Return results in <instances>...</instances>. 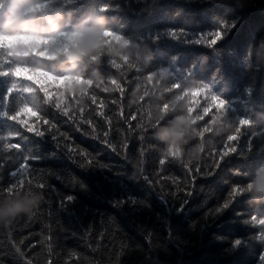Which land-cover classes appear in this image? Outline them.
<instances>
[{
    "label": "trees",
    "instance_id": "obj_1",
    "mask_svg": "<svg viewBox=\"0 0 264 264\" xmlns=\"http://www.w3.org/2000/svg\"><path fill=\"white\" fill-rule=\"evenodd\" d=\"M0 264H264V0H0Z\"/></svg>",
    "mask_w": 264,
    "mask_h": 264
}]
</instances>
